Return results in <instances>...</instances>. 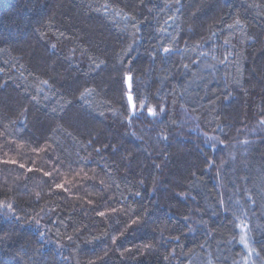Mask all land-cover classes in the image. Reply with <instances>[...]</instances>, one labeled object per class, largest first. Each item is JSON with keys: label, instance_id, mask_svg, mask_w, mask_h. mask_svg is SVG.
I'll use <instances>...</instances> for the list:
<instances>
[{"label": "trees", "instance_id": "1", "mask_svg": "<svg viewBox=\"0 0 264 264\" xmlns=\"http://www.w3.org/2000/svg\"><path fill=\"white\" fill-rule=\"evenodd\" d=\"M262 119L264 0H0V264H264Z\"/></svg>", "mask_w": 264, "mask_h": 264}, {"label": "rangeland", "instance_id": "2", "mask_svg": "<svg viewBox=\"0 0 264 264\" xmlns=\"http://www.w3.org/2000/svg\"><path fill=\"white\" fill-rule=\"evenodd\" d=\"M130 80V78L127 80L126 87L129 95V121L131 122L133 127H135L136 124H139L140 121H147V119L151 122L159 121L164 114L165 108L162 107L160 110H157L154 107H146L145 105H142L140 107L136 106L133 101V98L131 97L132 95ZM182 125L183 130L185 131L187 136H194L199 141H201L205 147L210 148L213 153L226 150L227 144L223 140H220L211 133H207L201 130L197 120L186 111H183L182 113ZM241 132L242 133L239 135V140L250 139V137L251 139L264 137V119L258 120V122L253 123L251 126H248L247 128L243 129ZM241 231V241L247 247H249L248 234L246 228L242 227Z\"/></svg>", "mask_w": 264, "mask_h": 264}]
</instances>
